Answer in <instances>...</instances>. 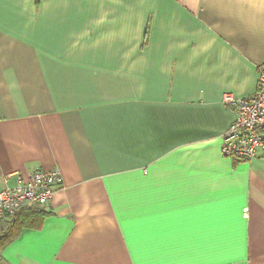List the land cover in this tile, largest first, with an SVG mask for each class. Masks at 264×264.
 <instances>
[{
	"label": "crops",
	"instance_id": "0c3cea01",
	"mask_svg": "<svg viewBox=\"0 0 264 264\" xmlns=\"http://www.w3.org/2000/svg\"><path fill=\"white\" fill-rule=\"evenodd\" d=\"M264 0H0V188L59 170L0 264H264V153H221Z\"/></svg>",
	"mask_w": 264,
	"mask_h": 264
},
{
	"label": "built area",
	"instance_id": "2783aa9c",
	"mask_svg": "<svg viewBox=\"0 0 264 264\" xmlns=\"http://www.w3.org/2000/svg\"><path fill=\"white\" fill-rule=\"evenodd\" d=\"M256 91L252 97L241 99L230 93L222 97V104L234 114V121L222 136L221 153L226 157L251 160L264 153V63L258 67ZM3 178L0 188V221L17 214L24 207L38 206L49 211L48 204L54 188L61 185L59 170L35 172L25 180L17 178L14 186H8Z\"/></svg>",
	"mask_w": 264,
	"mask_h": 264
},
{
	"label": "trees",
	"instance_id": "16d2710c",
	"mask_svg": "<svg viewBox=\"0 0 264 264\" xmlns=\"http://www.w3.org/2000/svg\"><path fill=\"white\" fill-rule=\"evenodd\" d=\"M260 133L264 135V128ZM47 214L48 211L38 206L24 207L17 214L1 220L0 252L13 242L22 230L39 228Z\"/></svg>",
	"mask_w": 264,
	"mask_h": 264
}]
</instances>
